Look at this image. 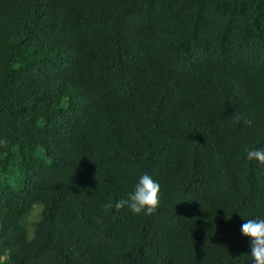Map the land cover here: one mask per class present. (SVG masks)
Returning a JSON list of instances; mask_svg holds the SVG:
<instances>
[{"label": "trees", "instance_id": "obj_1", "mask_svg": "<svg viewBox=\"0 0 264 264\" xmlns=\"http://www.w3.org/2000/svg\"><path fill=\"white\" fill-rule=\"evenodd\" d=\"M0 140V264H252L264 0H0Z\"/></svg>", "mask_w": 264, "mask_h": 264}, {"label": "clouds", "instance_id": "obj_2", "mask_svg": "<svg viewBox=\"0 0 264 264\" xmlns=\"http://www.w3.org/2000/svg\"><path fill=\"white\" fill-rule=\"evenodd\" d=\"M236 123L240 122L237 117ZM244 123L252 127L253 122L247 118ZM7 140H0V147H7ZM245 158L248 161H257L264 164V148L244 149ZM160 185L149 174L144 173L139 176L137 183L133 186L132 191L116 202L117 210L127 208L130 212L136 215H152L156 212L159 206ZM106 207H112L111 204ZM242 233L251 238V258L252 264H264V219H247L241 227Z\"/></svg>", "mask_w": 264, "mask_h": 264}, {"label": "rangeland", "instance_id": "obj_3", "mask_svg": "<svg viewBox=\"0 0 264 264\" xmlns=\"http://www.w3.org/2000/svg\"><path fill=\"white\" fill-rule=\"evenodd\" d=\"M36 212V211H35Z\"/></svg>", "mask_w": 264, "mask_h": 264}]
</instances>
